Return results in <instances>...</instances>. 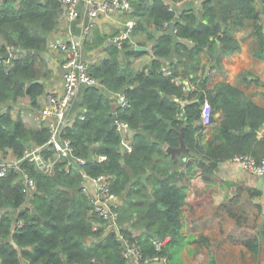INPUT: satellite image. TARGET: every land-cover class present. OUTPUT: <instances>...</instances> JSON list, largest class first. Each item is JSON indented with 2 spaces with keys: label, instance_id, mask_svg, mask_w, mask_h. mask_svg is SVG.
Instances as JSON below:
<instances>
[{
  "label": "trees",
  "instance_id": "1",
  "mask_svg": "<svg viewBox=\"0 0 264 264\" xmlns=\"http://www.w3.org/2000/svg\"><path fill=\"white\" fill-rule=\"evenodd\" d=\"M130 4L134 26L128 38L117 44L94 29L83 41L85 52L99 47L107 52L90 62L89 73L97 84L80 86L71 106L74 119L63 133L86 162L67 169L64 160H57L49 172L23 158L31 143H45L47 126H27L19 113L14 116L13 108L24 95L31 107L38 108L45 93L50 70L42 54L48 36L58 27L60 1L0 0L1 50L6 46L32 50L0 62V160L9 152L20 159V170L10 167L0 176V264H128L120 234L139 244L143 258L164 255L163 264H181L186 190L175 181L184 174L179 169L185 168L192 177V170L199 167L206 181L213 171L208 161L240 154L256 160L264 157V132L260 134L264 107L228 81L207 88L208 75L197 73L202 67L200 51L210 57L211 66L221 68L222 56L241 48L232 31L246 19L252 20L258 38L256 55L264 57V0L261 7L255 0H200L197 7L183 5L180 13L178 5L169 9L165 0H130ZM172 21L175 36L164 27ZM133 39L144 46L152 43V58L140 68L133 59L145 51L135 49ZM173 56L194 72L187 79L192 88L183 89L175 81L182 76L177 62L168 64L170 74L164 72L165 60ZM119 91L129 102L123 108L113 102L112 95ZM205 100L222 113L206 133L200 121ZM116 120L128 123L131 150L122 149L125 136ZM182 127L187 150L171 157L165 147L179 144ZM52 152L46 147L42 155L48 160ZM100 154L105 158L99 160ZM148 170L145 184L141 177ZM23 171L36 182L31 192L24 190ZM83 173L110 178L111 190L120 198L119 230L93 228L102 220L92 213L82 192ZM155 239H163L160 250Z\"/></svg>",
  "mask_w": 264,
  "mask_h": 264
},
{
  "label": "crops",
  "instance_id": "2",
  "mask_svg": "<svg viewBox=\"0 0 264 264\" xmlns=\"http://www.w3.org/2000/svg\"><path fill=\"white\" fill-rule=\"evenodd\" d=\"M255 1L257 3V0ZM191 3H194L195 7L199 6L195 0H183L176 4L178 13L182 11L183 5ZM122 13L127 12L113 11L99 16L95 29L107 38L117 35L124 28L125 21L129 19V15L121 17ZM78 26L76 21L59 20L58 27L51 35L66 39L77 37ZM232 34L240 40L241 48L223 55L221 68L211 66L210 57L200 51L202 67L197 73L208 75L205 82L207 88H212L218 81H228L264 107V57L256 55L259 42L253 32L252 20L246 19L245 24L234 29ZM131 41L134 48L137 45L147 48L143 50L144 54L133 59L134 66L140 68L152 58V43L147 42L144 46L138 44L136 39ZM87 54L101 59L107 52L99 47ZM42 55L46 67L50 70V76L45 79V93L53 89L59 90L62 56L59 52L49 49ZM178 60L180 59L175 56L172 59L168 58L164 62V68H169L168 64L171 61L177 62V69L182 74L178 77L188 81L194 72L187 71L184 63ZM189 64L193 66L192 61ZM45 93L39 97L38 108L30 106L27 95L22 96V100L20 97L14 104V116L19 113L27 126L39 127L41 124L39 113L44 104ZM221 115V111H213L210 124L202 123L206 127L204 133L219 121ZM263 132L264 125L260 134ZM124 136L128 143H132L130 129ZM5 156L10 160L14 157L11 152ZM212 167L210 180L203 179L199 167L192 170L194 173L192 177H188L185 168H180L179 171H184V174H178L175 178L176 183L184 185L186 190V199L182 206L181 231L184 244L180 250L181 264H264V176L251 173L240 164L229 160L217 162Z\"/></svg>",
  "mask_w": 264,
  "mask_h": 264
},
{
  "label": "built area",
  "instance_id": "3",
  "mask_svg": "<svg viewBox=\"0 0 264 264\" xmlns=\"http://www.w3.org/2000/svg\"><path fill=\"white\" fill-rule=\"evenodd\" d=\"M59 1L61 6L59 20H64L66 22L76 21V23L79 24V32L77 37H71L69 39L54 37L51 34L47 38V49L57 51L62 56V60L60 61L62 69L61 88L59 90H49L45 93L44 104L39 113L41 124L46 125L48 129L47 140L44 144L31 143L25 149L23 155V158L34 161L39 167L49 172L52 171L53 164L57 160H64L65 168L67 169L74 165L81 166L86 162L84 157L75 154L70 138L63 134L65 126L70 124L74 119V112L71 111V106L77 96L80 86L97 84L96 78L89 73V64L98 57L88 56L87 52L84 50L83 41L85 38L89 37L91 32L95 29L99 16L113 11L128 13L131 9L130 0ZM165 1L170 4L169 9H172L174 5L179 4L183 0L175 3L170 0ZM195 1L199 2L200 0ZM257 3L260 7L262 6V0H257ZM262 18L264 21V11L262 13ZM133 26L134 20L129 18L125 21L124 28L121 29L117 35L108 37L107 40L120 44L124 39L128 38ZM164 27L168 28L169 24L165 22ZM2 44L3 43L0 44V62L5 60V62L8 63L9 58L14 57L16 52H22L20 49L9 46H6V50L2 51ZM164 72L170 74L171 70L165 67ZM175 81L178 84H182L183 89H190L193 87L192 84L180 77H176ZM112 96L115 105L121 108L129 105L123 92H116ZM212 113L213 108L210 102L205 100L200 111V120L204 125L210 124ZM79 117L84 118V115L80 114ZM115 122L116 128L124 135L129 131V125L126 121L116 120ZM122 144H124V148L127 147L126 149L131 150L132 144L128 143L125 139ZM46 147L53 151V157L48 160L42 155V151ZM104 158L105 155L103 154L98 156L99 160ZM229 161L240 164L241 167L251 173L264 176V158L256 160L249 154H240L233 156ZM10 167L20 170V159L15 156L11 160L7 159L6 156L3 157V159L0 160V176H5ZM22 178L24 181V190L26 192H31L35 189L36 182L32 176L23 171ZM81 189L90 202L92 213L102 220L101 225L96 222L93 228L96 229L101 226L105 231L119 230L117 223V208L120 204V198L111 190L110 178L104 173L94 176L83 173ZM119 237L122 242V254L128 264H163L167 259L164 255H154L152 257L143 258L142 250L136 241H130L121 234ZM154 243L157 250H160L163 245V239H155Z\"/></svg>",
  "mask_w": 264,
  "mask_h": 264
},
{
  "label": "water",
  "instance_id": "4",
  "mask_svg": "<svg viewBox=\"0 0 264 264\" xmlns=\"http://www.w3.org/2000/svg\"><path fill=\"white\" fill-rule=\"evenodd\" d=\"M175 22L172 21L169 24V27L167 29V33H169L172 36H175ZM136 49L138 50H146V47H142V46H135ZM20 51L22 52H31V49H20ZM6 56V55H4ZM206 70H208V68H206ZM36 81H40V79H36ZM178 136H179V144L177 146H166V151L171 155V157H174L176 154H181L182 152H184L187 149L186 143L184 141L183 138V127L180 129V131L178 132ZM122 147H124V144H122ZM185 159V156H184ZM216 161L211 160L208 162V164L212 167L216 165ZM149 174V170L141 177V180L147 184V176ZM59 249V248H58Z\"/></svg>",
  "mask_w": 264,
  "mask_h": 264
},
{
  "label": "rangeland",
  "instance_id": "5",
  "mask_svg": "<svg viewBox=\"0 0 264 264\" xmlns=\"http://www.w3.org/2000/svg\"><path fill=\"white\" fill-rule=\"evenodd\" d=\"M123 15H121V17H126V16H128L129 14L128 13H122ZM88 53V52H87ZM21 100H22V97H21ZM211 127V126H210Z\"/></svg>",
  "mask_w": 264,
  "mask_h": 264
}]
</instances>
